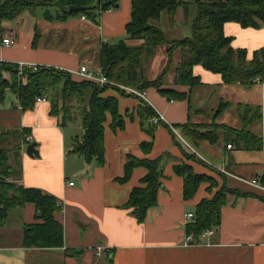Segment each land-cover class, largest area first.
I'll list each match as a JSON object with an SVG mask.
<instances>
[{"label": "crops", "instance_id": "0c3cea01", "mask_svg": "<svg viewBox=\"0 0 264 264\" xmlns=\"http://www.w3.org/2000/svg\"><path fill=\"white\" fill-rule=\"evenodd\" d=\"M130 1L119 0L118 7L101 13L97 23L78 15L65 21H47L41 14L42 19L29 22L26 30L0 28V41L2 38L15 41L12 46L0 42V61L71 71L80 65L95 68L101 44H114L125 35ZM182 15L183 12L179 18ZM166 17L168 22L167 14ZM17 19L23 21L21 16ZM223 32L232 38V49H245L248 57L253 51L264 48V26L242 28L237 23H226ZM34 39L35 47L32 46ZM166 48V45L155 48L145 59L160 55L163 69ZM179 60L180 51L176 50L163 87L184 94L185 99L169 100L151 87L144 92L154 112L164 117V123L174 129L188 120L204 124L207 113L224 101L228 106L216 122L237 128L240 125L237 104L258 106L260 119L249 129L261 138V148L248 151L232 144V148L227 149V141L218 135L214 143L192 144L187 140L194 150L191 153L169 127H157L152 136L140 127L136 108L142 106V101L120 98L107 90L102 96L118 98L123 125L112 130L109 127L111 116L106 114L104 164L97 166L91 162L89 165L80 156L68 153L74 137L83 133L79 119L75 120L74 127L69 126L72 123L60 126L58 118L49 114L48 100L23 111L9 95V101L0 103V134L4 135L1 137L4 143L13 145H10L14 154H11L10 164L19 173L15 182L55 197L60 212L54 218L63 227V244L60 248L25 247L23 227L36 221L35 208L33 204L13 208L0 226V264H107V255L111 257V264H264V201L259 198L264 196V84L254 83L250 88L226 85L218 74L194 65L193 75L198 76L202 84L191 89L174 85ZM94 61L97 65H92ZM29 136L30 142L37 145V157L25 154ZM148 141H152V146L144 153L140 145ZM15 154L18 157L12 160ZM185 154L195 158L190 161ZM127 155L146 160L161 158L157 205L146 212L143 222L131 216L124 205L131 190L140 185L146 169L134 167L126 182H117L124 174ZM182 162L196 173L212 177L218 186L208 190L209 184L201 183L192 198L183 199V179L173 170L174 165ZM254 179L257 186L250 183ZM70 181L74 182L73 186L67 184ZM223 182L251 197L227 194L218 228H211L210 235H201L196 245L188 244L190 240H186L184 225L190 220L186 213H193L202 199H210ZM99 247L104 248L106 254L97 257L95 252Z\"/></svg>", "mask_w": 264, "mask_h": 264}, {"label": "trees", "instance_id": "16d2710c", "mask_svg": "<svg viewBox=\"0 0 264 264\" xmlns=\"http://www.w3.org/2000/svg\"><path fill=\"white\" fill-rule=\"evenodd\" d=\"M190 3L195 6V13L190 20V37L167 39L164 31L155 25L161 13L167 14L169 25L173 27L176 24L177 9L182 7L183 14L187 17V6ZM118 4L119 0H0V26L26 12L35 17L37 10L43 11L42 17L47 21H65L78 15L97 23L101 13L115 10ZM70 6L89 8L85 12H68ZM130 8V19L125 25V35L129 40L141 41V44L129 46L124 40L114 44L103 42L98 51V68L112 82L139 91L155 88L160 96L169 100L185 99L184 94L163 87V80L171 68L173 54L178 50L180 60L176 64L174 85H184L191 89L202 84L199 77L193 75L194 65L218 74L222 83L226 85L239 84L244 88H250L255 80L264 84V48L253 51L248 57L245 49L233 50L232 38L224 35L223 32L226 23H237L242 28L264 26V0H192L189 3L184 0H131ZM33 41L32 46L35 47L36 41L35 39ZM161 45L167 46L164 68L154 79L142 78L141 61L146 56L150 57L153 50ZM111 88L122 96L133 95L118 86ZM107 89L109 87L99 88L58 68L42 65L33 71L25 67L19 68L18 63L15 62L0 61V103H4L6 95H10L16 99L20 109L25 111L34 107L37 97L44 96L50 103L49 114L58 118L60 126L73 123L76 117H79L83 133L81 138L74 137L68 153L80 156L89 165L91 162L97 166L104 164L103 123L106 114L109 113L111 116L109 127L112 130L122 128L123 125L122 117L118 113V98L102 96ZM140 100L143 104L136 108L139 124L152 136L156 126L151 125L148 119L155 116L156 112L148 103ZM227 106V102L219 103L211 115L213 124ZM236 109L242 124L237 130L217 123L205 130L201 125L191 123L190 120L176 127L181 129L185 139L192 144L198 141L214 143L217 141L219 131L227 144L248 151L259 150L262 140L249 128L252 123L260 119L261 109L258 106L241 103L237 104ZM161 125L168 127L165 123ZM3 136L0 134V226L10 209L33 204L36 221L23 227L22 244L25 247L40 249L62 247L63 227L54 218V215L60 212V205L52 195L15 182L19 173L10 164L11 156L14 155L13 149L2 146L5 142L2 141ZM151 146L152 141L140 145L144 153H148ZM17 150L18 147L15 148L16 152ZM185 156L188 159L195 158L186 154ZM17 157L18 154H15L12 160ZM126 157L123 165L124 174L117 179L118 183L126 182L134 167L141 166L147 171L140 180V185L131 190L124 205L129 209L131 216L138 222H143L146 212L157 205L156 195L161 187V158L146 160L131 155ZM173 170L183 179L182 197L185 200L194 196L201 183L210 184L208 190L215 185L212 177L196 173L183 162L174 165ZM227 194L251 197L249 193L234 191L223 182L210 199H202L195 205L194 218L184 225L185 234L192 235L189 244L196 245L198 238L206 229L218 228L220 211L225 205ZM259 198L264 201V196ZM111 262V257L107 255L106 263L111 264Z\"/></svg>", "mask_w": 264, "mask_h": 264}, {"label": "rangeland", "instance_id": "374dc122", "mask_svg": "<svg viewBox=\"0 0 264 264\" xmlns=\"http://www.w3.org/2000/svg\"><path fill=\"white\" fill-rule=\"evenodd\" d=\"M185 2H187V3H189V2H191L192 0H184ZM187 11H188V17H185L184 16V14L181 16V18H179L180 16V13L181 12H183V9L182 8H180L179 10H178V12H177V14H176V16H175V22L177 23L176 25H175V27H171L170 25H169V23L167 22V17H166V14H165V12H163V13H161V16H160V19H159V21L157 22V23H155V25L158 27V28H161L163 31H164V33H165V36L167 37V39H169V40H175V39H179V38H184V37H190L189 35H190V25H191V18L193 17V15H194V13H195V6L192 4V3H190L188 6H187ZM43 13V11L42 10H37V15L35 16V17H32L28 12H26V13H23V14H21L20 16L23 18V21H20L19 19H15V20H12L11 22H8V23H2V25L0 26V28L2 29V28H8V29H11V28H13L15 31L18 29V30H20V29H23V30H26L27 28L26 27H28L27 25L29 24V22H30V24L34 21H36V20H38V19H42V18H40L39 16H41V14ZM74 17V16H73ZM19 18V17H18ZM72 18V17H71ZM70 18V19H71ZM187 18V19H186ZM186 19V21H184ZM184 21V22H183ZM31 26V25H30ZM122 39L121 40H125L126 41V43L129 45V46H131V45H136L137 43L139 44L140 43V41L139 40H137V39H131V40H129L128 38H126V35H124V36H122L121 37ZM118 41V40H117ZM137 44V45H138ZM97 65L96 63H95V61L92 63V65ZM98 67V66H97ZM140 67H141V74H142V78H144V79H147V78H154V77H156V75L158 76L160 73H161V71H162V64H161V58H160V55H154L153 56V58L152 59H143L142 61H141V63H140ZM163 67H164V65H163ZM111 87H115V86H110L109 87V89H107V90H109V91H111V92H113L116 96H118V97H120V98H122L123 96L122 95H120V93L118 92V91H115L114 89H112ZM106 90V91H107ZM146 91V90H145ZM144 91V92H145ZM146 93V92H145ZM123 98H134V99H136V100H138V101H141L138 97H135V96H129V97H123ZM147 98V97H146ZM166 98V97H165ZM217 108V107H216ZM215 108V109H216ZM215 109H213V111H215ZM213 111H211L210 113H207V122L206 123H202V124H198V125H201V127L203 128V129H205V130H208L209 128H212V126L214 125V124H216L217 122H216V120L217 119H215L214 121V124H213V121H212V119H211V115H212V113H213ZM138 117V116H137ZM77 119H79V117H76V119L75 120H77ZM74 120V122L72 123V126H71V124L69 125L70 127H74V124H77L76 122L77 121H75ZM79 121H80V119H79ZM218 124H220V123H217V125ZM222 124H224V123H222ZM221 124V125H222ZM239 126H237V128L236 127H231L230 125H227V124H225L226 126H228V127H231V128H233V129H235V130H237V129H240L241 128V126H242V124H241V122H240V120H239ZM76 126V125H75ZM161 125H158V126H156V128L157 127H160ZM156 128H154V130L156 129ZM70 129H73V128H70ZM176 132H181V129L179 128V127H176ZM202 130V129H201ZM154 132V131H153ZM218 134L217 135H221V133L218 131L217 132ZM147 134H149V133H147ZM79 138H81V136H79ZM10 145L11 146H13L12 145V143L10 142L9 144H7V143H3V145L2 146H4V147H8V148H10ZM196 150V149H195ZM190 161H192L191 159H190ZM214 182H215V185H213L212 186V188L213 187H217L218 186V184L216 183V181L214 180ZM210 185V184H209ZM222 186V185H221ZM220 186V187H221ZM220 187H218V188H216L217 190L215 191V192H217L219 189H220ZM214 192V193H215Z\"/></svg>", "mask_w": 264, "mask_h": 264}, {"label": "built area", "instance_id": "2783aa9c", "mask_svg": "<svg viewBox=\"0 0 264 264\" xmlns=\"http://www.w3.org/2000/svg\"><path fill=\"white\" fill-rule=\"evenodd\" d=\"M81 18L84 19V17H81ZM0 42L4 46H12V44H14L15 41L13 40V38L12 39H10V38H2ZM18 66H19V68L25 67V68H28V69L33 70V71H35V69L38 67V65L31 64V63H27V64L20 63V64H18ZM58 69H60V68H58ZM60 70H64V69H60ZM64 71L68 72L71 76H74V77H76V78H78L80 80H83V81H86V82L89 81L92 84H95L96 86H98L99 88L110 87V86L117 87L118 86L119 88L123 89L125 92L130 93L131 95L133 94L134 96L144 100L153 109V107L150 105L148 99H146L144 91H139V90H137L135 88L125 87V86L119 85L118 83L116 84V83L112 82L111 80L108 79V77L105 75V73L101 69H99L98 67L91 68V67H88V66H85V65H80L76 70H72V71L71 70H64ZM255 83H260V82H259V80H255ZM35 100H36L35 105L43 103V101H47L44 96L43 97H37ZM148 121H149V123L151 125L158 126V125H161L162 123H164V117L160 113H156V115L153 116V117H150L148 119ZM166 125L171 129V131L177 137V139H179V141H181L184 144V146L188 150H190L191 153H193L194 150L191 148V146L187 142V140H185V138L180 133H177L176 130L171 125H169L168 123ZM26 141H27V143H30L31 137L30 136L26 137ZM226 148L227 149H231L232 145L226 144ZM250 183L253 186L254 185H256V186L258 185L257 180H255V179L250 181ZM67 184L69 186H73L74 182L70 181ZM186 218H187V220H192L194 218V214L193 213H186ZM211 231H212L211 228L210 229H206L202 233V235H210ZM186 240L187 241L188 240L192 241V235L191 234L190 235H186ZM102 254H106V253H104V248H101V247L97 248L96 252H95V255L97 257H99Z\"/></svg>", "mask_w": 264, "mask_h": 264}, {"label": "water", "instance_id": "95a60500", "mask_svg": "<svg viewBox=\"0 0 264 264\" xmlns=\"http://www.w3.org/2000/svg\"><path fill=\"white\" fill-rule=\"evenodd\" d=\"M89 7L85 6V7H81V6H70L67 10L68 12H85L88 10ZM6 101L10 100V96L6 95L5 97ZM28 146L25 148V154L28 157H37L38 156V151L36 149V144L35 142H30L29 144H27Z\"/></svg>", "mask_w": 264, "mask_h": 264}]
</instances>
